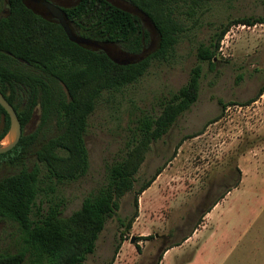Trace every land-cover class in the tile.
I'll list each match as a JSON object with an SVG mask.
<instances>
[{
  "label": "rangeland",
  "instance_id": "rangeland-1",
  "mask_svg": "<svg viewBox=\"0 0 264 264\" xmlns=\"http://www.w3.org/2000/svg\"><path fill=\"white\" fill-rule=\"evenodd\" d=\"M173 5L182 28L175 48L166 57L153 59L137 82L102 94L84 138L88 172L75 181L55 184L56 192L39 195L37 203L45 210L48 198H54L64 217L79 210L83 200L106 182L108 167L125 155L136 137L138 120L160 114L161 104L188 82L192 68L200 64L198 101L152 144L134 190L121 199L120 209L107 221L85 264H107L112 259L114 264H264V24L233 26L220 43L214 66L198 59V48L210 45L229 20L264 17V0H211L194 8L179 0ZM146 28L152 32L149 52L155 54L160 49L158 34L147 24ZM112 51L121 57L120 48ZM221 102L227 104L225 109ZM40 123L37 110L25 131L40 132L37 145L27 150L23 163L3 161L0 180L39 165L42 186L49 183L46 168L34 153L59 131L53 122L43 128ZM5 125L0 122V135ZM187 135L196 137L184 140ZM6 140L7 136L0 145ZM165 165L160 180L140 195L139 217L126 231L119 219H131L136 191ZM232 165L239 169L234 173L237 187L203 218L197 210L202 198L214 185L229 181ZM32 218L37 219V208ZM191 234L188 244L166 251ZM23 247L19 225L0 217V253L16 254ZM23 264H32L29 256Z\"/></svg>",
  "mask_w": 264,
  "mask_h": 264
},
{
  "label": "trees",
  "instance_id": "trees-1",
  "mask_svg": "<svg viewBox=\"0 0 264 264\" xmlns=\"http://www.w3.org/2000/svg\"><path fill=\"white\" fill-rule=\"evenodd\" d=\"M127 1L139 8L154 26L160 49L142 61L119 65L106 53L70 41L60 25L44 21L22 0H0V10L6 9V4L11 6L9 15L0 19V91L23 125L39 110L40 127L53 122L59 131L36 151L39 164L47 171L49 183L46 187L42 186L45 181L39 165L0 180V217L17 223L24 240V247L18 253H0V264H23L28 256L32 264H85L88 255L95 252L107 221L120 209L121 199L134 190L136 175L152 144L165 136L179 116L198 101L203 72L200 64L192 68L188 82L161 104L160 114H146L138 120L136 137L125 155L108 167L106 182L83 200L79 210L64 217L61 204L54 198H48L45 210L37 203L39 195L49 196L56 192L55 184L75 181L88 172L90 161L84 138L89 117L102 94L120 91L137 82L146 74L153 59L166 57L179 41L182 28L173 5L179 0ZM184 1L194 8L211 0ZM82 2L77 12L80 16L83 13L88 16L89 37L104 39L134 53L141 52L143 40L148 41V33L136 15L106 0ZM257 24H264V17L229 20L219 28L210 45L198 48L199 61L214 66L220 43L233 26ZM221 103L225 109L227 104ZM0 115L6 116L2 140L11 123L1 105ZM216 121L217 118L211 123ZM192 137L196 135H187L184 140ZM36 139V135L23 136L12 151L0 154V164L21 162ZM166 166L158 169L156 175L136 191L135 212L131 219L127 222L119 219L126 231L131 230L139 217L140 195L151 187ZM34 208H37L35 220L32 218ZM114 261L107 264H114Z\"/></svg>",
  "mask_w": 264,
  "mask_h": 264
},
{
  "label": "flooded vegetation",
  "instance_id": "flooded-vegetation-1",
  "mask_svg": "<svg viewBox=\"0 0 264 264\" xmlns=\"http://www.w3.org/2000/svg\"><path fill=\"white\" fill-rule=\"evenodd\" d=\"M106 1L110 5L117 7L121 10L130 12L133 15H136L140 19V22L142 24L143 29L148 33V41L146 42L143 40L144 45H143L141 52L134 53V52H131L130 50H127V49L120 47L119 45H115V44H112L110 42H107L104 39H100V38L95 39V38L89 37L90 24L88 23V16H86V14H84V13L80 16L77 12L79 7H81V4L83 3L82 0H22L23 4L27 8L32 10L38 17H40L44 21H47V22L52 23V24L60 25V26H61V24H60L59 20L57 19L56 16H54V10L57 8L61 9L63 14H64L66 21L68 22V24L71 26L73 31L78 36L89 39V40L98 44V47L89 48V49L96 50V51H99L102 53H106L109 57H111L119 65L134 64L136 62L142 61L148 57L153 56L154 54H151L149 52L150 49L148 48L149 44H152V42H153V40H151V37H150L152 32L150 30L147 31L146 24L149 25L150 28L154 32L157 33V31L155 30L154 26L151 24V22L149 21L147 16L139 8H137L135 5H133L131 2H129L127 0H116V1L115 0H106ZM123 2L126 4H123ZM7 5L8 4H6V9L0 10V19L3 17H7L9 15L10 10L7 9ZM87 11H88V8L85 9V13H87ZM138 12L140 13V15L137 14ZM159 47H160V45H159ZM114 48H120L121 49V51H120L121 57L118 58L114 55V53L112 51V49H114ZM34 114H33V116H34ZM33 116L26 125L22 124V129H23L22 137L27 135L25 133L26 127L28 126V124L33 119ZM1 121L6 123V116L5 115H0V122ZM40 122H41V117H40ZM57 129H58V127H57ZM39 133L40 132L38 131V132H35L33 134H29L31 136L32 135L37 136L35 143L33 145H31L29 148L37 145ZM0 142H1V140H0ZM37 150L38 149H36V151ZM36 151L34 153L35 155H36ZM16 163H23V160L21 162H16ZM1 164H0V166H1ZM235 171H239V169L237 166L234 167L232 165L229 169V173H230L229 181H225L222 183H218L217 185H214L204 195V197L202 198V202L200 204V207L197 209L202 214L203 218L205 217V215L207 213H209L215 207V205L218 203V201H221L222 199H224L232 191V189L237 187L238 177H236L234 175Z\"/></svg>",
  "mask_w": 264,
  "mask_h": 264
},
{
  "label": "water",
  "instance_id": "water-1",
  "mask_svg": "<svg viewBox=\"0 0 264 264\" xmlns=\"http://www.w3.org/2000/svg\"><path fill=\"white\" fill-rule=\"evenodd\" d=\"M7 9L11 10V6L9 4L7 5ZM54 16H56L57 19L59 20L61 26L63 27L70 41L78 45L87 47V48L98 47L97 43L89 39L80 37L73 31L71 26L66 21L61 9H58V8L55 9ZM0 105L5 109V111L9 115L10 123H11L9 132L6 135L7 140L5 143L0 145V154H5V153L12 151L19 144L21 137L23 135V129H22V123L19 119V116L16 110L9 103V101L5 98V96L2 94L1 91H0ZM134 241H135V238L132 239V243H134Z\"/></svg>",
  "mask_w": 264,
  "mask_h": 264
},
{
  "label": "crops",
  "instance_id": "crops-1",
  "mask_svg": "<svg viewBox=\"0 0 264 264\" xmlns=\"http://www.w3.org/2000/svg\"><path fill=\"white\" fill-rule=\"evenodd\" d=\"M172 161H170L169 162V164L171 163ZM168 164V165H169ZM167 165V166H168ZM167 166L164 168V170L167 168ZM164 170L157 176V178H156V180L153 182V183H155L156 184V182H158V180H160V178L164 175ZM152 186V185H151ZM148 189H150V188H148ZM148 189L145 191V192H147L148 191ZM150 201V200H149ZM220 202V201H219ZM216 206V205H215ZM214 209V208H213ZM212 209V210H213ZM211 210V211H212ZM207 215H211V212H209V213H207L206 215H205V217L204 218H206V216ZM136 223V222H135ZM200 229V228H199ZM199 229H197V230H199ZM194 234H191V235H189L187 238H185L182 242H181V244L179 245V246H182V245H184V244H188V242H190L191 240V237L193 236ZM190 240V241H189ZM175 247H173V248H170L169 250H167V252H170L172 249H174Z\"/></svg>",
  "mask_w": 264,
  "mask_h": 264
}]
</instances>
